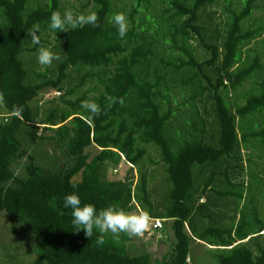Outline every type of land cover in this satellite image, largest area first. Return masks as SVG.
<instances>
[{
  "label": "trees",
  "instance_id": "1",
  "mask_svg": "<svg viewBox=\"0 0 264 264\" xmlns=\"http://www.w3.org/2000/svg\"><path fill=\"white\" fill-rule=\"evenodd\" d=\"M118 1L87 0L97 26L59 32L61 58L52 79L31 72L23 57L26 50L40 47L25 46L35 25L40 41L44 32H54L47 24L59 0L34 5L31 0H0V214L17 219L33 237V264H187L192 240L214 247L218 264H264V248L250 243L264 234L254 196L233 228L220 225L225 211L214 209L227 198L241 199L242 147L258 144L264 154V128H259L264 121V63L259 54L241 57L242 49L264 33V20L256 28L251 23L259 0H240L225 18L218 16L221 25L214 23L212 10L219 0H165L158 33L142 24L151 22L144 9L134 18L140 2L150 4L138 0L123 39L112 23ZM71 73L78 81L64 91ZM93 78L101 90L87 101L99 104L101 113L90 123L80 107L84 94L65 101L69 110L51 109L41 117V90L72 93ZM248 81L252 87L244 90ZM205 102L211 121L198 110L197 103ZM181 106L184 119L176 113ZM17 107L23 109V119L15 115ZM209 126L217 132L215 140L207 134ZM44 130L54 133L43 135ZM43 139L61 146L65 160L47 166L28 153L29 146ZM149 145L159 152L169 181L158 203L151 201L149 176L141 169ZM121 159L130 164L124 177H108V172L115 176ZM254 183L262 192V184ZM72 192L97 210L112 206L128 213L135 205L150 220H169L174 238L170 256L152 261L146 251L128 255L126 245L108 234L98 244L95 231L89 238L83 230L72 232L70 210L62 206ZM202 197L206 200L199 203Z\"/></svg>",
  "mask_w": 264,
  "mask_h": 264
},
{
  "label": "rangeland",
  "instance_id": "2",
  "mask_svg": "<svg viewBox=\"0 0 264 264\" xmlns=\"http://www.w3.org/2000/svg\"><path fill=\"white\" fill-rule=\"evenodd\" d=\"M46 0H31V4L44 3ZM138 0H119L115 11L117 13H123L128 19L129 12H132L133 6H138ZM140 7L138 6L137 13L134 18L141 17L144 10L148 13L151 22L147 23L146 20L142 22L145 28L151 27L158 33V27L162 26L161 23L165 21L163 17V12L167 9V3L165 0H150V4L140 2ZM259 9L253 14V19L251 21L253 28L257 27L260 20H264V0H259ZM240 6V0H219V2L212 8L215 10L216 14L214 16V23H219L221 25L218 16L222 19L227 15V9L235 10ZM91 5L87 3V0H59V9L58 11L62 14L65 10H70L74 14L82 12L87 15L90 11ZM144 9V10H143ZM222 27V26H220ZM160 40V38L158 39ZM61 33L57 32H44L41 36L40 47H45L51 50L53 53L59 56V59L54 61L51 66H42L38 64L36 56L37 51L35 52H26L24 54V60L29 61L30 65L28 69L32 72L33 70L37 74L45 75L48 78L55 79L56 77V64L61 58ZM192 45L196 49V53L203 57L202 51L199 50L194 41H191ZM164 46L169 45L164 43ZM28 49L29 47L34 46L31 43L25 45ZM243 59H250L253 55L259 54L260 60L264 63V33L257 39L251 40L247 46H245L242 51ZM96 72V70H93ZM33 76V75H32ZM35 80V77L33 76ZM78 81L77 74H70L68 82L63 84L64 91H68L69 88H72ZM227 86V82H226ZM179 88L178 83L174 86ZM252 87L250 81L244 86V90ZM101 90V86L95 81V79H90L85 82V84L79 88H76L72 93H67L64 91H55L50 90L49 87H46L44 90L39 92V105H41V117H44L48 111L51 109H57L58 111L63 109L69 110V105L65 102H74L81 95H85L87 99L95 97L98 92ZM174 90L171 89V95ZM64 92V93H63ZM233 93L229 91L228 100L233 96ZM181 98H178V103ZM209 102V101H208ZM242 102V100H240ZM208 103H197L198 110L200 115L211 121V115L206 114V111H209ZM172 108L175 110V105H172ZM181 108L176 109L177 114H181V117L184 119L185 116L182 115ZM210 112V111H209ZM264 119V118H263ZM59 125L53 126L57 127ZM259 128H264L263 124ZM207 134L213 136V140L217 138V132L212 127L207 128ZM40 133V130L38 131ZM53 131H43V135H51ZM43 141V142H42ZM36 141L33 145L29 146L27 149L28 153L36 156L37 160H40L45 165L49 166L54 164L56 161L59 163L65 160L63 156V149L61 146H57L53 141ZM258 144L248 143L246 146L242 147V153L245 160V172L238 180L242 181L243 186L241 187V199H230L227 198L224 201V205L221 207L214 208L217 212L225 211L223 219L220 222L222 226L235 227L238 222V219L241 214V209L245 204H248L251 196H254L253 204L257 209V217L261 222H264V154L258 150ZM147 155L144 157L141 163V169L144 170L149 176V192L150 199L153 203L160 202L165 195V190L169 186V181L165 173V168L162 164L159 152L151 145L146 146ZM43 159V160H41ZM249 159V161H248ZM24 159H19V162H22ZM130 164L124 162L121 159L117 169L112 172L115 176H111L108 172V177L110 178H119L122 179L128 169ZM16 170L19 172V165L16 166ZM195 169V172H198ZM133 184L137 180V174L135 169L133 170ZM196 180V179H195ZM262 184L263 191L260 192L258 186H255V183ZM201 183L195 185V190ZM197 187V188H196ZM213 196L212 192H209ZM206 200L205 197H202L199 200V203H204ZM232 201V202H230ZM236 206V207H235ZM250 205H247L249 208ZM211 209L214 213L215 210ZM139 211H142L141 208H137L135 205L130 209L128 214H137ZM163 220L162 229H152L148 227L141 236H128L127 234L120 233L117 236H113L110 233H107L111 238L117 240V242L124 243L126 245V250L128 255H140L143 252H147L152 261L161 260L163 257L168 258L172 252L174 238L171 230V222L169 220ZM196 226L201 228L202 223L199 220H196ZM264 232V231H263ZM261 232V233H263ZM253 242V243H252ZM256 242L258 245L264 248V234L257 236L250 240L251 244ZM214 247L208 246L204 241L192 240L189 246L188 260L187 264H218L214 255L217 253V250H213ZM35 246L33 237L28 234V231L24 226L17 221V219H11L8 217L7 213L2 212L0 214V264H33L35 260Z\"/></svg>",
  "mask_w": 264,
  "mask_h": 264
},
{
  "label": "clouds",
  "instance_id": "3",
  "mask_svg": "<svg viewBox=\"0 0 264 264\" xmlns=\"http://www.w3.org/2000/svg\"><path fill=\"white\" fill-rule=\"evenodd\" d=\"M112 23L116 27V34L123 39L128 30L129 25L123 13H115L112 16ZM85 25L92 27L97 26V15L95 12L85 14H74L70 10H65L62 14L59 11H53L49 18L47 27L49 30L57 32H66L68 29H78ZM39 25H35L28 34L33 45L40 43L38 33ZM38 64L42 66H51L52 63L59 59V56L45 47H40L36 56ZM3 100V94L0 93V101ZM80 107L88 113L85 119L90 123L94 117L101 113L99 104L94 101H82ZM23 109L15 108V115L23 119L21 116ZM73 189L76 188L72 184ZM62 206L70 210L72 232L83 230L85 237L93 236L94 231L98 233L96 242L102 244L104 242V234L110 233L117 236L120 233L128 236H141L150 224V216L145 211H139L137 214H128L123 210L112 206L102 210H97L92 204H82L80 197L72 192L64 196ZM188 260V259H187Z\"/></svg>",
  "mask_w": 264,
  "mask_h": 264
},
{
  "label": "built area",
  "instance_id": "4",
  "mask_svg": "<svg viewBox=\"0 0 264 264\" xmlns=\"http://www.w3.org/2000/svg\"><path fill=\"white\" fill-rule=\"evenodd\" d=\"M149 227L152 229H161L162 228V220L161 219H151Z\"/></svg>",
  "mask_w": 264,
  "mask_h": 264
}]
</instances>
